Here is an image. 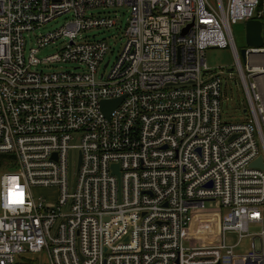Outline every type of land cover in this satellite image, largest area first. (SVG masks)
I'll list each match as a JSON object with an SVG mask.
<instances>
[{"label": "built area", "instance_id": "obj_1", "mask_svg": "<svg viewBox=\"0 0 264 264\" xmlns=\"http://www.w3.org/2000/svg\"><path fill=\"white\" fill-rule=\"evenodd\" d=\"M124 6L111 61L107 38L89 32L122 23L93 10ZM249 20L263 32L264 0H0V154L15 169L1 178L21 176L32 194L23 212L0 208V264L42 253L48 264H264V170L252 166L264 162V44L245 48L243 66L232 32ZM210 47L232 48L244 122L222 118ZM117 98L106 115L102 102ZM38 187H55L56 201ZM212 206L225 210L219 241L195 244L194 216ZM227 234L250 250L236 255Z\"/></svg>", "mask_w": 264, "mask_h": 264}, {"label": "rangeland", "instance_id": "obj_2", "mask_svg": "<svg viewBox=\"0 0 264 264\" xmlns=\"http://www.w3.org/2000/svg\"><path fill=\"white\" fill-rule=\"evenodd\" d=\"M93 12H103L105 14H112L116 16L118 20L122 23L121 29H96L90 31L89 34L92 35L94 33L97 34V37L107 38V41L112 48V53L109 52L106 59H110L111 61H115V58L118 56L120 51L122 50V46L124 43V37H122V32L124 30L125 25L127 24L128 17L130 15L129 7H116L110 9H96ZM66 16L58 17L50 23L44 25L40 32H47L56 30L61 25L66 22ZM232 32L235 40V44L237 49L240 52L241 60L243 66H245V61L242 57V49L249 47L250 45L247 42V34H246V23L244 21H239L237 23L232 24ZM264 36V30L262 32ZM31 45H34V41H31ZM29 48V47H28ZM60 47L57 45L48 46L46 48L40 49L37 53L39 58H45L48 55L55 53L59 50ZM206 59L207 65L213 71L220 72L224 71L222 75L223 78V86H222V118L224 121L229 123H239L244 122L250 117L249 111V102L246 96V92L244 89L243 82L238 73L236 66V59L231 47L219 48V47H210L206 50ZM259 61L264 62V55L258 56ZM60 64H40L38 66L39 70H44L46 72L54 71L61 69ZM64 67V66H63ZM228 72H232L233 77L231 79L228 76ZM235 79L237 80L235 82ZM264 80L262 77L257 78V82L259 84V89L264 96ZM8 171H15L14 168H8V164H6L5 160L0 164V178L2 174ZM55 187H38L34 190L35 196H47L51 200V202L56 201L57 193ZM223 209H218L217 207H208L201 214L195 215V222L192 227L189 229V234L193 237V243L195 244H212L217 243L219 241V230H220V221ZM260 228L251 226L250 232H257ZM228 239H230V244H237L234 248V252L236 255H244L251 248L252 240L249 237H244L239 239V236L236 234H227ZM258 243V241H257ZM37 257V255L35 256ZM29 259L25 262L21 259L17 264H44L47 261L45 256H41L39 261L37 259H33L34 256L32 254L28 255ZM235 264H243L240 258H237Z\"/></svg>", "mask_w": 264, "mask_h": 264}, {"label": "clouds", "instance_id": "obj_3", "mask_svg": "<svg viewBox=\"0 0 264 264\" xmlns=\"http://www.w3.org/2000/svg\"><path fill=\"white\" fill-rule=\"evenodd\" d=\"M0 208L13 215L23 212L30 206L32 194L28 185L22 182L19 175H5L0 178Z\"/></svg>", "mask_w": 264, "mask_h": 264}, {"label": "water", "instance_id": "obj_4", "mask_svg": "<svg viewBox=\"0 0 264 264\" xmlns=\"http://www.w3.org/2000/svg\"><path fill=\"white\" fill-rule=\"evenodd\" d=\"M262 22L260 20H249L246 22L247 42L251 46L261 47L264 44L262 36ZM244 61L246 60L245 48L241 51ZM121 99L104 100L102 102V109L106 115H110L112 110L120 103ZM253 167H260L264 170L263 156H260L252 163ZM117 169V166L115 167Z\"/></svg>", "mask_w": 264, "mask_h": 264}, {"label": "crops", "instance_id": "obj_5", "mask_svg": "<svg viewBox=\"0 0 264 264\" xmlns=\"http://www.w3.org/2000/svg\"><path fill=\"white\" fill-rule=\"evenodd\" d=\"M37 255V257H35ZM34 258L33 259H37L39 261V259L41 258V256H45L47 261H45L44 264H48L49 263V257L46 253H42V254H33ZM28 260H32V259H29Z\"/></svg>", "mask_w": 264, "mask_h": 264}, {"label": "trees", "instance_id": "obj_6", "mask_svg": "<svg viewBox=\"0 0 264 264\" xmlns=\"http://www.w3.org/2000/svg\"><path fill=\"white\" fill-rule=\"evenodd\" d=\"M6 155H4V154H0V164L2 163V162H4V160L6 159Z\"/></svg>", "mask_w": 264, "mask_h": 264}]
</instances>
